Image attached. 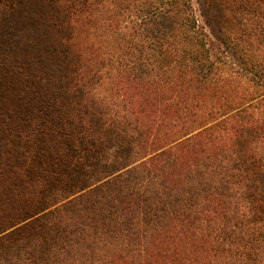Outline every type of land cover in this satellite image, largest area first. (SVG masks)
Masks as SVG:
<instances>
[{
    "label": "trees",
    "instance_id": "trees-1",
    "mask_svg": "<svg viewBox=\"0 0 264 264\" xmlns=\"http://www.w3.org/2000/svg\"><path fill=\"white\" fill-rule=\"evenodd\" d=\"M0 264H264V0H0Z\"/></svg>",
    "mask_w": 264,
    "mask_h": 264
}]
</instances>
